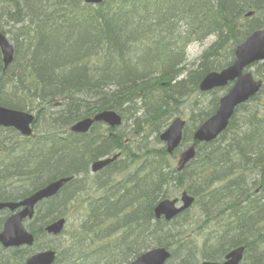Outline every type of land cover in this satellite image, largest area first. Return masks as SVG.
I'll use <instances>...</instances> for the list:
<instances>
[{
    "label": "rangeland",
    "instance_id": "1",
    "mask_svg": "<svg viewBox=\"0 0 264 264\" xmlns=\"http://www.w3.org/2000/svg\"><path fill=\"white\" fill-rule=\"evenodd\" d=\"M70 1L72 0H60L58 4L62 6L59 13L63 12L66 16L59 22L64 33L56 30V36H51V40L55 39L52 43L61 46L58 52L51 45L45 46L44 42L39 45L40 36L50 23V16L47 17L44 11L56 12L57 8L49 7L54 1L0 0V31L7 35L15 48L14 57L7 66L8 69L3 66V72L10 74L9 81L4 83V87H7L9 92L0 89V103L24 109L34 115L32 136L48 135V133L56 131L50 129L54 124L65 120L62 114L67 113L64 102L58 97L75 96L76 88L79 87L76 84L85 85L87 80L93 77L96 92L93 95L85 93V102L83 101L82 105L74 104L76 108L72 107L74 113L70 117L72 120L76 114H91L101 108H111L117 111L121 116V123L112 129L114 135L109 136L103 144L97 143L91 149L92 155H88L87 160L90 159L91 163L97 157L114 152L119 153V157L114 163H110L94 173L89 170L90 166L88 167L86 163L87 170L83 173V180L77 182L76 167L70 166V159L75 153L74 150H70V145L65 147L50 140L49 146H57L48 151L45 146L47 142L45 145L39 146L30 141V137L20 136L15 130L0 128V136L3 135L6 138L5 141H0V151L2 150V154H0V199H17L57 174L73 176L70 184L55 197L38 202L33 215L24 221L26 228L34 234V241L31 245L5 247L0 243V264H25V259L28 256L45 248L55 250L54 264H127L133 259L132 257L146 247L158 245V242L153 239V235L163 236V233H155L146 240L138 237L141 243L130 246L129 239L131 238L133 241L137 234L132 225L135 223L138 210L149 209V206L146 205L149 201H151V206H156V203L167 192L170 197L178 198V206H181L183 205V191H187L195 197V202L191 204L189 210L182 211L172 219H166L165 216L158 218L153 212L154 215L148 222L167 227V229H182L181 238H189L193 249L187 256V263L202 264L211 258V255H216L225 249V242L222 239H229L234 235L224 234V232L228 228H233L237 219V215L233 216L225 208L220 207L216 213V208L210 209L209 206H223L222 203L225 201L229 204L227 206L242 208V206H246L244 196L248 197L250 193L260 187L261 191L257 197L253 199L251 197L249 206H252V202L261 200L264 193L263 186L247 183V177L255 174L259 179L256 170L252 171L255 174L250 173V162L247 160L245 170L236 179L237 192L233 185L223 187L232 183L234 179H231L220 185L221 189H217L214 200L207 196V186L209 183L216 184L215 177L218 174V165H213L209 171L203 172V169L207 167L206 160L215 149V145L212 144L214 141L196 142L195 157L182 170L178 169L180 152L184 150L185 146L193 144L196 127L218 108L221 97L231 87V85H227L206 91L201 90L200 83L204 76L202 73L208 68L218 67L219 64H221V68L230 63L234 58L235 50L231 49L228 40L220 41L218 39L217 32L222 30L219 26H216L217 28L214 30L212 27L203 33H196L194 20L188 24L183 20L175 21L176 16L173 15L179 11L177 3L148 0L138 3L137 8L145 16L142 19L143 23H148L149 26L144 30L137 29L136 34L141 32V36H143L137 42H130L128 40L130 38L121 35L127 40L126 49L131 51L132 55L130 61H123V59L117 61L112 56L108 57L112 54L109 42L105 43L106 49H102V46H99L100 43H91L90 33L78 23L83 19H79L75 15L74 5ZM214 1L217 8H221L232 20L238 9L230 13L223 6L219 8L217 1ZM258 4L257 8L245 9L244 7L243 17L237 19L240 38H245L253 27L264 24V0H259ZM172 7L174 10L168 11V8ZM80 11L86 13L84 10ZM248 12L252 13L247 14ZM164 15L171 22H175L173 27L165 28L158 24ZM64 23L72 28H64L62 26ZM56 24L59 26L58 22ZM74 26H77L75 31L73 30ZM131 27L135 28L133 25ZM29 29L31 31H28ZM95 33L97 38L101 37L100 33ZM170 42H172L171 48ZM222 43L226 44L225 48L230 47L226 52L218 51ZM32 46H35V49H32ZM219 53L221 55H218ZM172 56H174L173 59H171ZM159 58L166 59V62L161 64L158 62ZM144 59L147 60L146 64L140 63L139 67L134 68L137 66L138 60L143 62ZM153 59H156L157 67L155 63L153 64ZM87 65L91 66L88 69L92 75L84 70ZM45 67L54 74L51 75L52 77L62 82L59 87H45L47 86ZM169 69L175 73L161 74ZM155 70L158 73L150 74ZM247 70L251 71L257 79L263 80L264 83V60L249 66ZM20 72L24 76H19ZM72 73L77 75H72ZM148 74L150 75L148 76ZM146 75L148 78L145 77ZM73 78H75L74 81H72ZM14 80L19 82L16 88ZM29 81L31 84L27 83ZM124 82H128V85L120 87ZM35 86L46 88V95L42 96L37 93L34 89ZM109 87L117 91V96L111 97L108 96L110 93L106 94ZM81 94L83 97V93ZM23 95L27 98H22ZM136 95L143 99L135 98ZM157 97H162L158 99L160 108L152 106L150 101ZM98 98H103L105 101L101 105H97ZM43 99H47V102H44ZM69 102L73 103L72 100ZM253 105L256 109L261 110L260 115L264 117V86L256 98L251 103L249 102L250 107ZM165 110L169 113H165ZM158 112H162L165 118L161 124V121H157L159 125H156L152 119ZM177 116L182 117L186 121V125L181 147L179 146L180 148L178 147L179 149L172 154L167 151V144L161 140L160 135ZM167 118L168 120H166ZM65 125L56 124L55 126L56 129L65 130L67 127L63 128ZM231 129L235 130L234 125L231 126ZM104 131L108 133L106 127L95 123L87 134L74 135L75 143L89 146L91 144H87L89 138ZM65 134L69 135L70 133ZM114 136L119 137V141L125 144L122 150ZM21 140V147H16L17 142L19 143ZM27 147L32 148V151L27 152L25 150ZM236 147L234 145L233 151L229 153L235 160H237L235 154L240 155ZM12 152H17L18 155L14 156ZM256 153L257 156L260 155V151ZM212 156L215 157L213 153ZM38 157L43 161L49 159L45 166L50 165L52 169L44 171L43 168L41 173L36 175L38 170L32 168L35 167V158ZM226 174L223 179L229 178ZM181 175L182 178H180ZM201 175L203 178L196 180ZM156 176L157 180L155 181ZM150 185L151 188L148 189ZM239 191L243 194L239 195ZM118 193L123 195V199L116 196ZM66 194L69 199H65ZM58 206L65 207L67 211L65 215L67 221L60 234L42 233L36 227H32L33 220L42 219L43 216L45 221L54 216ZM114 206H122L118 211H121L125 206L126 208L120 218L115 221L116 223L105 232H101V221H108L111 214L119 213L114 212L116 211ZM199 206H203V209L207 211L205 216L201 214ZM41 207H43V213H39ZM110 212L113 213L110 214ZM8 214L7 210H0V228ZM238 214H243L241 217L243 219L249 215ZM198 216L204 218L207 230L193 229L196 224L192 220ZM222 220L225 222L217 225ZM186 223H188L187 230H191L189 233H186L187 230L184 232L182 228ZM146 226L148 227V224ZM124 233L127 234L125 238L123 237ZM143 233V236L149 234L148 231ZM159 236H156L157 240H159ZM210 241L216 243L211 248ZM103 242H107L106 245H111L103 249L102 247L105 246ZM163 242L166 245L171 244L170 241L163 240ZM171 247L173 245L169 247L172 253L174 250ZM13 251H15L14 254ZM247 251H244L239 264H252L258 257V252L248 253ZM224 253L219 257L224 256ZM181 257L174 252L167 264H178Z\"/></svg>",
    "mask_w": 264,
    "mask_h": 264
},
{
    "label": "trees",
    "instance_id": "2",
    "mask_svg": "<svg viewBox=\"0 0 264 264\" xmlns=\"http://www.w3.org/2000/svg\"><path fill=\"white\" fill-rule=\"evenodd\" d=\"M52 1H54V3L50 4L49 7L51 9L57 8V11L56 12H50V11L47 12V10H45L44 12H45L47 17L49 15L51 20L55 19V20H57V22L59 24V22H61V20L64 17H66V16L64 15L63 12L59 13L62 10V6L58 5L60 0H52ZM144 1H148V0H103L102 3L98 4L97 6H94V5H91V4H85V3H83L82 0H72V1H70V3H72L74 5L75 15H77L79 19H83L82 21H79L78 23L81 24V27H85L86 30L88 31V33H90V39H91V43L92 44L100 43L99 46H102V49H106L105 48V43L109 42V49L112 52V54L109 55L108 57L112 56L117 61H120L122 59H123V61H130V57L132 55V52L128 51V49H126V45L127 44H125V43H126L127 40L124 39V37L125 38L126 37L130 38V39H128V40H130V42H137L140 39H142V37H143V36H141L142 33L138 32L136 34V31H137V29L138 30L146 29L149 26V24L148 23H143L142 19L145 16H143L140 13L139 8H137V4L141 3V2H144ZM159 1H165V2L167 1V2H170L172 4L173 3H177L178 6H179V11H178V13L173 15V16H176L175 21L176 20H179V21L183 20V22L188 24V23H190V21L194 20L195 27H196L194 29V31L196 33L197 32L203 33V32L209 30L212 27H214L213 28V30H214L215 28H217L219 26L222 30L217 32L218 33V39H220V41L228 40L232 50H234V48H236V46L243 39V38H240L241 35L238 34L237 19L243 17V12L245 11L246 8H257L258 5H259L258 4L259 0H242L239 3L240 7L237 8L238 10L233 15V18L231 20L230 18L227 17L226 13L220 8V6H223L226 10H227V7H226L227 5L226 4H228V5L231 4L232 6L238 7V3H237L238 0H223L221 2L219 0H216L220 9L217 8V5H216L214 0H159ZM235 3H237V4H235ZM244 7H245V9H244ZM171 9L174 10V7L168 8V11H171ZM80 10H84L86 13H82ZM166 15H164V17L158 22V24L163 26V27H165V28H171V27L174 26L175 22H171V20L168 19V17H166ZM130 24L133 25L135 28H132ZM59 26H60V24H59ZM62 26L64 28H72V26L65 25V23L62 24ZM255 28H257V27H253L252 30H254ZM59 29L60 30H58V31H60V33H64L63 29L61 28V26H60ZM73 30L74 31L77 30V26H74ZM130 30H131V32H130ZM28 31H31V29H29ZM55 32H56V29L48 25V28L46 29V31L44 30V33L40 36L39 45H40L41 42H44V44H46L45 46L51 45L53 49L55 47L58 50V52H59V50L61 49V46L59 47V46L55 45V43H52V42H54L55 39L51 40V36H53V35L56 36ZM95 32L100 33L101 37L100 38L98 37L100 39V41L98 40L97 35H96ZM121 35H123L124 37L121 36ZM120 36H121V38H120ZM115 38L118 41H116ZM225 45L226 44L222 43L219 46L218 51L226 52V50H228L230 47L228 46V47L225 48ZM171 46H172V42H170V48H171ZM32 49H35V46H32ZM164 49L166 50L165 47H164ZM218 55H221V54L219 53ZM173 58H174V56L171 57V59H173ZM142 61L143 62L138 60L137 66L134 67V68L139 67L141 65L140 63H145L146 64V62H147V60H145V59L142 60ZM158 62H160L161 64H164L166 62V59L159 58ZM154 63L156 65V67H157L156 59H153V64ZM220 65L221 64H219L218 67L208 68L202 74H204V76H205L206 73H208L211 70L220 69ZM81 67H84V66H81ZM0 68H1L0 72H1V77H2V79L0 77V83H2L0 89H4V91H6V92L8 91L9 92V89L7 87H4V83L6 81H9L10 74L7 73V72H3V65H2L1 62H0ZM45 68H46L45 71L48 74V77H52L51 75H54V74L50 71V69H48L47 67H45ZM88 68H91V66L87 65L84 68V70L89 75H92ZM156 72H157V70H155L153 72H150V74L156 73ZM171 73H175V72H173L172 70L169 69V70H167V72L161 73V74L171 75ZM31 74H32V76H34L32 72H31ZM150 74H148V76ZM72 75H77V74L72 73ZM19 76H24V75H23L22 72H20ZM148 76L146 75L145 77L148 78ZM171 78H173V77H171ZM74 79L75 78H73L72 81H74ZM170 81H171V79H170ZM170 81H169V84L172 82V81L171 82ZM27 83L31 84V81H29ZM61 83L62 82L60 80H57V79H55V77H52L50 81H47V83H46L47 86H45V87L46 88L47 87H51V86L59 87L61 85ZM18 84H19V82L14 80L15 88L17 87ZM82 84H83V82H82ZM76 85L79 86V87L76 88L75 96H67L65 94L67 96V98L58 97V98H60L62 100V102H64V101H68L69 102V100L73 101V103L69 102L68 105H65L63 103L65 109H67V111H69L71 115L74 113V109L72 108L73 106H75L74 104L82 105L85 102V99H86L85 98V93H89V94L93 95V93L96 92V89H95V86H94V82H93V77H91L89 80H87L85 85H81V84H76ZM124 85H128V82H126V83L124 82L123 84L120 85V87H123ZM46 88H39V87L35 86L34 89H35V91L37 93H40L42 96H44V95H46V91H47ZM6 92H4V93H6ZM81 93H83V97H82ZM107 93H110L108 96H111V97L117 96V91L114 88H112V87H109V89L106 91V94ZM138 96L136 95L135 98H138L140 100L143 99V97H141V96L138 97ZM21 97L24 98V99L27 98L25 95H23ZM104 98L106 99L107 97H104ZM160 98H162V97H157L154 100H150L151 103H152V106H154L155 108H160L161 105L158 103V99H160ZM255 98L256 97H254L251 101H253ZM105 99L98 98L97 105H101L105 101ZM43 101L47 102V99H43ZM247 106H249V104H244V105H241V106H239L237 108V111H236L235 115L233 116V118H232V120H231V122L229 124V127L222 133V135L217 140H215L212 143V144L215 145V149H213V152H212L214 155L217 153L218 150L219 151L222 150L221 146H222L223 143H226L231 138H233L232 134L235 131H233L231 129V126L234 125V127H236V123H237L236 121H237V119L239 117L240 112L245 110V109H247ZM75 108H76V106H75ZM98 110H96L94 112H97ZM166 112L169 113V111L165 110V113ZM91 114H93V113H91ZM91 114L90 113L82 114V115H77L76 114V115L73 116V119L71 121L74 122L76 119H78L80 117H84V116L91 115ZM164 118H165V116L163 117L162 112H158L156 114L155 118H153L152 120L155 122L156 125H159V123L157 121H161L160 122V124H161L163 122ZM168 118L166 120H168ZM6 130H13V129H6ZM55 137L63 138L64 136H62V135H55L54 136V141L56 143H58L60 145H64V140L65 139H59L58 140V139H55ZM64 138H72V141L69 144L70 147L72 148L70 150H74L75 153L76 152L83 153L84 155H86L88 153L87 152V146H84L83 144H80V143H78V144L75 143L76 138H74V135H72V134L71 135H65ZM114 138L116 140H118V145L120 147H124L125 146L124 143L119 141V139H120L119 137L114 136ZM5 139L6 138H4L3 135L0 136V141H5ZM29 139H30V141L35 142L36 145L39 144V141H38L39 138L38 137H35L34 139H31V138H29ZM40 140H41L43 145H45V142H47L45 146H49V141H48L49 139L44 137L43 139L40 138ZM106 140H108V137H106L105 135L97 137V138H94V139L91 140L90 148H93L97 143L98 144H103L104 142H106ZM20 142H22V140L19 141V143L17 142L16 147L17 146L21 147ZM14 148H15V145H14ZM25 150L27 152H31L32 148L27 147ZM1 151H0V154H2ZM12 155L16 156V155H18V153L17 152H14V153L12 152ZM89 155H92V154L90 153ZM235 156H236V154H235ZM206 162H208V159L206 160ZM86 166H87L86 162H80L79 164L77 163V167L75 169L76 173L77 174H83L85 172V170H86ZM32 169H34V167ZM50 169H52V166H49L46 169V171L50 170ZM203 172L204 173L207 172V168H204ZM40 173L41 172H36V175H38ZM59 175H61V174H57V175L53 176L52 178H50L47 181L43 182L39 186L44 185L46 182L56 178ZM240 175H242V172L239 173L234 178H232V179H234L232 183H230V184H228L226 186L224 185L223 187H227V186L230 187L231 185H233L234 189L237 192L236 179H238ZM182 177L183 176L181 175L180 178H182ZM81 178L82 177L79 178V181L81 180ZM156 180H157V176L155 177V181ZM151 185L149 186L148 189L151 188ZM39 186H35V187H39ZM260 191H261V188L258 187L257 189H255L254 192L250 193L248 197L244 196L245 203L250 205L251 197H252V199L257 197V195L260 193ZM27 193L28 192H26L25 194H27ZM25 194L21 195L20 197L24 196ZM242 194L243 193L241 191H239V195H242ZM143 197H145V196H143ZM166 197H169V195L166 194ZM257 203H258V201L252 202V206H254V205L256 206ZM137 206H140V205H137ZM154 208H155V206H149V213H150L149 217H150V219L154 215L153 214ZM157 223H160V222H157ZM132 226H134V225H132ZM132 226H130V227H132ZM160 227H163V226L150 223V224H148V228L146 230V231L149 232L148 235L143 236L144 233L138 234L136 232L137 233L136 236L146 240L147 238H149L153 234H155V231L158 228H160ZM164 228L167 229V227H164ZM165 234L167 235V232H165ZM168 235H170V234H168ZM126 236H127V234L124 233L123 237L125 238ZM156 236H159V235H153V239H155L158 242L157 243L158 245L148 246L144 250H146L148 248H151L153 246H167L163 242V240L165 242L167 241V239H166L167 237L164 235V233H163V236H159L160 237L159 240H157ZM184 238H181L183 240L182 244L184 245V243H185L187 245L186 247L190 249V246H189L190 243H187V241H189V238H185V239ZM131 242H132V239L130 238L129 239L130 246L132 244L136 245V244H140L141 243L139 241V239L136 240L133 243H131ZM133 246H132V248H133ZM229 250L230 249L225 251L224 254H226ZM140 252H138L135 256H137ZM224 256L219 257V259L223 258ZM132 258H134V257H132Z\"/></svg>",
    "mask_w": 264,
    "mask_h": 264
},
{
    "label": "water",
    "instance_id": "3",
    "mask_svg": "<svg viewBox=\"0 0 264 264\" xmlns=\"http://www.w3.org/2000/svg\"><path fill=\"white\" fill-rule=\"evenodd\" d=\"M102 0H85L87 3H99ZM252 13V12H250ZM249 13V14H250ZM0 49L3 54V63L7 67L13 60L15 48L8 40L7 36L0 32ZM264 58V25L262 28L253 31L247 39L236 49V56L232 64L221 71H211L202 79L201 90H210L214 87L225 86L231 81H235L229 92L221 100L216 112L206 119L194 134V139L198 141H211L217 137L228 125L235 107L247 101L256 94L261 85V80H255L251 72H244V68L254 61ZM34 121V116L30 113L7 108L0 105V125L14 127L23 135L31 133L30 125ZM104 121L110 126L121 123V116L113 110H106L96 114L94 117L85 118L72 126L75 132H85L94 122ZM186 121L181 117L175 118L169 128L161 134V139L167 142L168 151L173 152L183 138V129ZM195 145L186 149L180 160V169L195 155ZM117 157L106 158L96 161L92 168L94 171L101 169ZM70 177H64L49 183L44 188L34 192L30 196L18 202H1L0 209L10 208L15 210L24 206V209L11 215L5 221L4 230L0 233V243L5 245L19 246L25 243H32V235L25 229L22 219L27 215H32L33 207L42 199L53 196L66 185ZM178 198H166L160 201L154 209L156 217L165 216L172 219L179 213L191 206L194 197L187 191L182 194L183 205L176 206ZM64 219H59L52 226H48L49 232L59 233L64 224ZM244 248L231 249L221 261H206L204 264H239L243 257ZM55 253L53 250L38 253L27 260V264H52ZM170 257L169 249L164 246H155L147 249L130 264H165Z\"/></svg>",
    "mask_w": 264,
    "mask_h": 264
},
{
    "label": "bare ground",
    "instance_id": "4",
    "mask_svg": "<svg viewBox=\"0 0 264 264\" xmlns=\"http://www.w3.org/2000/svg\"><path fill=\"white\" fill-rule=\"evenodd\" d=\"M241 1L242 0L237 1L238 7L232 6L231 4H229V5L227 4V6H226L227 11H229L230 13H233L237 8L240 7L239 3ZM49 21H50V23L48 24L49 26L55 28L56 30H60L59 26L56 24L57 20H55V19L50 20L49 19ZM0 62L2 63V65L4 66L5 69H8V67H6L3 63V54H2L1 49H0ZM68 75H71V74H68ZM51 78L52 77H48V74H47L46 81H50ZM137 81H139V80H137ZM64 104L68 105L69 102L64 101ZM0 105H2V104L0 103ZM6 106H8V105H6ZM8 107H10L11 109H16V110L25 112L24 109H19V108L13 107V106H8ZM251 107L247 106V109L240 112L239 117L236 121L237 123H236V127L234 130L235 132L232 134L233 138H231L228 142L222 144V146H221L222 150L221 151L218 150L217 153L215 154V157H213L212 153H211V155L208 158V162L206 164L207 171H209L213 167V165H218V168H217L218 174L215 177L217 179L216 184L209 183L207 186L208 187V195L207 196H209V198L211 200H214L215 193H216L217 189H221L220 188L221 184H225L226 181L227 182L230 181L232 178H234L239 173H241L243 170H245L247 160L250 162V168H251L250 173L253 170H256L257 171L256 173H258L257 175L259 176V179H258L255 172H252L255 175L250 176L249 178L247 177V179H248L247 183H250L251 185H256V186L258 185V186L264 187V117L260 115L261 110L259 108L256 109L254 105L252 108ZM106 110L107 109L102 108V109H99L98 111L102 112V111H106ZM62 116H63V118H65V120H61L56 124H58V125L66 124L63 127V128H65L67 126L66 129L65 130L56 129V126H55L56 124H54L50 130H59V133L57 135H62L65 137V135H68L65 133H70L69 135L73 134L74 131L72 130V125H71L73 122L71 121V117H70L71 114L69 111H67L66 114H62ZM16 133L18 135L22 136V134L20 133L19 130H17ZM78 134L79 133H77V135ZM64 137L63 138L55 137V139H58V140L59 139H65L64 140V146L67 147L71 143L72 138H64ZM38 141H39V144H38L39 146L43 145L41 140H40V137H39ZM234 145L237 146L236 147L237 151H239V153H240V155L238 153H236V158H237L236 161L229 154L233 151ZM55 146H57V145H55ZM55 146H46V148H48V151L49 150L51 151L52 149L55 148ZM69 148L72 149L71 147H69ZM88 150H89V148H88ZM258 151H260L259 156H257L258 154L256 153ZM86 160H87L86 155L79 153V152H76L74 154L73 158L70 159V166L74 165L75 167H77V163L79 164L80 162H85ZM35 161L36 162H35L34 168H36L38 170L37 172H41V170H43V168H44V171H46V169L50 166V165L45 166V163L49 162V159L43 161L42 159H40V157H38V158H35ZM225 174L229 178L223 179V176ZM202 178H203V175L196 178V180H200ZM251 180H252V182H251ZM166 194L163 195V197H161V199L156 204H158L163 199H166ZM116 196H118L119 199H123V195L120 193L116 194ZM193 197H194V195H193ZM50 198H53V197H50ZM65 199H69V198H67V194L65 195ZM194 199H195V197H194ZM257 201L259 204H257L256 206H249V204H246V206H242V208L236 207L238 209L234 208L233 206H227L229 204H228V202H225V201L222 203L223 206H209L210 209L216 208V213L220 207L225 208L228 212H231L233 214V216L237 215V219L235 220V226L233 228H228L224 232V234L228 233V235H234L232 238H229V239L223 238L222 239V241L225 242V244H224L225 249H223V251H221L220 253H218L216 255H211L210 256L211 258L205 260L204 262L216 261L217 259H219V256L223 255V253L225 251H227L228 249L243 247L244 251L248 250L247 251L248 253L249 252H252V253L258 252V257L252 262V264H264V249H263V243H264V193L261 196V200H257ZM193 202H195V201H193ZM146 205L151 206V201L146 203ZM114 207H116V211H114V212H119V213L111 214L113 212H110L111 217L108 218V221H101L102 222L101 223L102 227L100 228L101 232H105L114 223H116L115 221L118 218H120L121 213H124V210L126 208V206H125V207H123V209H121V211H118L120 209V207H122V206H114ZM199 207L201 209V214L203 216H205L207 214V211H205L203 209V206H199ZM188 208H190V206ZM188 208L185 210H189ZM3 209H5L9 212V214L7 215V217L5 219V221H6L11 215H13V214L21 211L22 209H24V206L18 207L15 210H11L8 207L3 208ZM0 210H2V209H0ZM34 210H35V206L33 207L32 215L34 213ZM107 210L109 211L108 207H107ZM39 213H43V207H41L39 209ZM238 213H245V214H249V215L245 219H243V218H241L243 216V214L239 215ZM54 214H55L54 216H52L51 218H49L48 220H45V221L43 220V216H42V219L39 218L38 220H33V222H31L32 227H36V229L41 231L42 233L47 232V233L52 234V235L60 234L62 232V230L59 233H54V232H49L47 230V227L52 226L59 219L65 220L64 224H63V227H64V225L66 224V221H67V219L65 217V215L67 214V211H66L65 207L58 206L56 208V213H54ZM179 214H181V213H179ZM32 215H27L26 217H24L22 219V224L24 225L25 229L32 235L33 241H34V234L28 228H26V225L24 223V221H26L28 219V217L32 216ZM98 220H100V219H98ZM5 221L2 225V227L0 228V233L4 230ZM148 221L150 222L149 209L148 208L139 209L137 217L135 219V223H134V230L138 234H140V233L142 234L144 231L147 230L146 228H148L146 226V224H149ZM192 221L194 222V224H196V227L193 228L194 230H196L197 228H198V230L199 229L207 230V226H206V223H205V220L203 217L198 216L195 219H193ZM224 222L225 221L222 220V221L218 222L217 225L223 224ZM35 225H37L38 227ZM182 228L184 229V232H185V230H187V228H188V223H186L185 226H182ZM164 229H165L164 227H160L155 231L156 234L164 233V235L167 237L166 238L167 241L171 242V244L167 243L168 245L164 246V247L169 249V252H170L171 249L169 247H170V245H173V247H171V248H173L172 250H174V252H176L178 255L182 256L181 257L182 259L178 264H192V263H187L188 262L187 261L188 254H190L193 251L192 243H191V241H187V243H190L189 244L190 249L186 247L187 245L185 243H184V245L182 244V242H183V240L181 239L182 229H179V228H177V229L176 228L165 229V230ZM190 231L191 230H187L186 233H189ZM165 232H167V235L165 234ZM168 234H170V235H168ZM136 240H138L137 236L134 238V240L132 242H135ZM33 241H32V243H33ZM32 243H25V244H21L19 246L31 245ZM227 243H231V244L228 245ZM103 244L105 245L104 247H102L103 249H106L111 245V244L106 245L107 242H103ZM215 244L216 243L211 242L210 248L212 245H215ZM2 245H4L5 247H17L15 245H10V246L8 245L7 246L4 243H2ZM49 250L54 251V253H55L54 260H55V258H56L55 250L52 248H45V249L38 250V251L34 252L33 254H31L30 256H28L25 259V264H27V260L30 257L36 256L40 252L49 251ZM146 250H143L137 256H134V258L132 260H130L127 264H130L135 258H137L140 254H142ZM174 252H172V253L170 252V257L167 259L165 264H167L170 261V258L172 255H174ZM12 253L14 254L15 251H13ZM215 257H218V258H215ZM204 262H202V264H204ZM52 264H54V261L52 262Z\"/></svg>",
    "mask_w": 264,
    "mask_h": 264
}]
</instances>
